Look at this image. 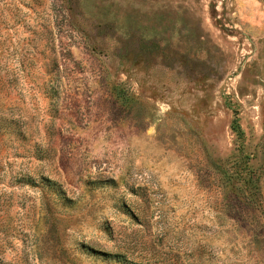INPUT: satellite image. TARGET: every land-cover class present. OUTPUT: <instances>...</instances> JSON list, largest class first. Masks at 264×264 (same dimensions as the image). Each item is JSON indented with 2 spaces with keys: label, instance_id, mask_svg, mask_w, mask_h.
Segmentation results:
<instances>
[{
  "label": "rangeland",
  "instance_id": "rangeland-1",
  "mask_svg": "<svg viewBox=\"0 0 264 264\" xmlns=\"http://www.w3.org/2000/svg\"><path fill=\"white\" fill-rule=\"evenodd\" d=\"M0 264H264V0H0Z\"/></svg>",
  "mask_w": 264,
  "mask_h": 264
}]
</instances>
